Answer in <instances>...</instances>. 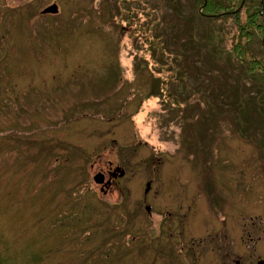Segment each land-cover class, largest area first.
<instances>
[{"label":"rangeland","instance_id":"obj_1","mask_svg":"<svg viewBox=\"0 0 264 264\" xmlns=\"http://www.w3.org/2000/svg\"><path fill=\"white\" fill-rule=\"evenodd\" d=\"M51 1L58 11L39 13ZM109 2L0 0L1 264H89L80 250L91 264H226V249L253 264L264 255V83L239 91L255 93L254 108L232 99L223 84H237L238 64L205 61L207 77L193 44L182 78L156 85L170 72L156 71L144 43L132 46L118 15L130 3L143 9L138 21L162 17L157 39L176 62L184 17L170 0H117V14ZM230 18L186 29L213 31L226 48ZM263 39L251 42L257 56ZM110 159L125 172L104 195L92 175ZM75 209L86 227L61 219Z\"/></svg>","mask_w":264,"mask_h":264},{"label":"trees","instance_id":"obj_2","mask_svg":"<svg viewBox=\"0 0 264 264\" xmlns=\"http://www.w3.org/2000/svg\"><path fill=\"white\" fill-rule=\"evenodd\" d=\"M109 1V8L116 11L114 12V14L121 12L119 9H116L115 4L117 3V0ZM128 1L130 0H127V2ZM168 4L170 9H173L172 11L175 15L183 16L185 19V27H182L184 29L183 32L186 30L185 36H182L181 34L177 36V39L180 41L179 43L182 44L180 45L178 43L177 47L178 52L176 54L179 55V58H185L184 54L186 49H191L193 48V44H196L197 46L195 47V54L199 59L203 60L204 64H206L205 61H208L209 64H213L214 68H216L217 66L221 68L220 64L223 65V62H226V60L227 62L233 61L234 63L238 64L241 70H239L238 72L237 84L235 83L234 86L223 84V91L227 93L231 92L232 99H242L244 103L248 104V107L254 108L255 93L244 94L239 93V91L245 90V85L248 87L252 78H256L260 82L264 83V56H257L253 51V47L251 44V42L253 43V41L259 34L261 36L264 35V0H186V4H179V7L182 9L185 8L184 10L190 9V12L188 14H183L172 0H170ZM196 5H198V8L196 7ZM199 7L200 11L198 10ZM241 7L244 9L245 17L239 20L238 13ZM140 10L143 11L142 8L130 6L129 3L128 6L123 9V16H120L119 14L117 19L125 21V23L123 24V29L128 28L129 32L132 31L133 40L136 42V44H132V46L135 49L141 51L144 43L148 50L154 52L152 58L154 59V62L158 63L155 67L156 71L162 72L163 69H165L170 72L169 74L165 75V77H162V75L156 76L155 79L158 80V82H155V84L162 87L161 82H164L166 78L173 79L174 83V78L181 79V71L186 73V68L187 70L189 69L190 63H186V58L184 60L181 59L176 62L172 58V56L167 58V56L164 55V53H166L167 51L164 50L162 41H160V39H157L161 38L164 35L165 30L162 27L163 18H156L155 21H153V18L155 16H152L150 11V13H148V18L145 21H138L133 18V16L137 15L136 13ZM39 13L41 12L39 11ZM226 16H230L232 24L237 27L235 33L232 34V39H230L231 41L229 47L222 48L220 43L218 45L214 43L213 39L216 33H214L213 31L204 32V34L201 36L192 34V32L190 31V29H192V31L195 29L194 22L199 19H203V17L205 20L209 18H212L214 20L215 18H224ZM187 19L188 22L186 21ZM130 20L131 22H138L137 26L130 27ZM145 24L147 25L146 31L149 32L146 35ZM186 24H189L190 29H186ZM123 29L118 30L119 34ZM262 45L264 46V39L262 40ZM172 53L173 52L169 51L168 54ZM162 56L163 59H159V57ZM216 60H219V65L215 64ZM205 70L207 71L205 76L207 75V77H209L208 74H210L212 70H208L207 64L205 65ZM223 73L227 75L226 70H224ZM150 92L160 95L162 90H160L159 86H157L156 90H150ZM236 93L237 96L239 93L238 99L236 97ZM78 212L79 211L77 209H75L74 211L69 210V213L65 214L64 217H61V219L64 220V218H67L68 220L73 221L74 224L79 222L80 225L85 226L84 223L80 220V215ZM75 232L78 233V240H83L87 237L86 233L79 231L78 228H75L74 233ZM88 252L90 254L89 257H91L89 264H91V261L94 258L93 252H85V250H80V255H87ZM1 263L2 261L0 260V264Z\"/></svg>","mask_w":264,"mask_h":264},{"label":"flooded vegetation","instance_id":"obj_3","mask_svg":"<svg viewBox=\"0 0 264 264\" xmlns=\"http://www.w3.org/2000/svg\"><path fill=\"white\" fill-rule=\"evenodd\" d=\"M198 10L200 11V7H199ZM47 13H49V12H47ZM201 13H202V11H201ZM115 167H118V169H122L123 170V168L119 164H116L115 161L113 162V160L110 159L108 162H106V166L104 167V170L103 171L100 170L102 172V174H103V179H102L103 181L100 182V183H95V184L98 186V190L100 192H102L104 195H105V193H107L108 190L112 189V187H113L112 185L115 186V182H116L115 179H116V177L122 175V174L121 175L118 174L119 171L118 170H115ZM124 172H125V170H124ZM145 192L146 191L144 190L143 193H145ZM145 206H147L148 209H145ZM187 208H189V207L187 206ZM144 210H146L147 212H149V204H147V203L144 204ZM162 211H163L162 214L169 215L168 217H169V220L171 221L172 215H170V214L172 212L169 211V210H167V209H162ZM162 214L161 213L159 214V218H158L157 223H156V227H157V231L156 232H157V234L160 233V231H161V223H162L161 217H162ZM221 219L223 221L225 218L224 217L222 218V216H221ZM177 221H178V219H177ZM168 234L171 236V233L170 232ZM223 239H224V235H223ZM192 240H193L192 238L189 239V241H192ZM190 243H193V241L192 242H189L187 244H190ZM180 245L182 247V243ZM259 256H257V258H256L257 260L254 261L253 264H255V263L264 264V255H261L260 257ZM224 258H225V261H227L226 264H233V262H234V264H237L238 261H239V260H236L237 258L236 259L234 258L233 251L230 252V250H228V249H226L225 252H224Z\"/></svg>","mask_w":264,"mask_h":264},{"label":"water","instance_id":"obj_4","mask_svg":"<svg viewBox=\"0 0 264 264\" xmlns=\"http://www.w3.org/2000/svg\"><path fill=\"white\" fill-rule=\"evenodd\" d=\"M57 5H58L57 3H55L54 1H53V2L51 1V2L47 3V5H44L43 8L41 7V8L39 9V11H40L42 14H43V13H47V12H50V13L54 14V13L57 12V10H58ZM115 170H118V171H119V172H118L119 175H121L122 172H124V170H122V169H118V167H115ZM102 179H103V174H102L101 171H98V172H96V173H94V174L92 175V181H93V182L100 183V182L103 181ZM148 187H149V181L145 182L143 190L148 191V190H147ZM145 209H148V207L145 206ZM255 264H258V263H255Z\"/></svg>","mask_w":264,"mask_h":264}]
</instances>
